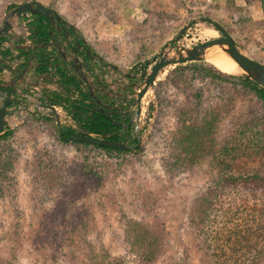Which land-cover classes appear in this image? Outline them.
<instances>
[{
  "label": "rangeland",
  "instance_id": "1",
  "mask_svg": "<svg viewBox=\"0 0 264 264\" xmlns=\"http://www.w3.org/2000/svg\"><path fill=\"white\" fill-rule=\"evenodd\" d=\"M21 1L0 0V24L6 12ZM38 1L54 3V9L79 26L97 53L138 77L151 67L152 63L146 62L197 16H208L220 23L248 56L264 64V0ZM187 34L181 39L183 45L221 35L203 21L193 24ZM24 63L32 65L31 60ZM174 67L160 75L144 96L143 101L147 98L137 124L143 137L139 151L132 150L134 147L116 152L62 144L48 122L47 117L55 121L48 108L43 113L33 110L38 121L28 117L14 128L11 142L6 147L0 145V166L7 163L0 174V264H83L84 245L78 238L74 241L72 234L75 222L82 220V212L89 220L85 240L91 249L121 257L127 264H140L130 251L126 227L136 220L167 232L166 251L156 264H170L172 260L202 264L195 249L189 252L188 259L183 252L184 244L190 240L186 212L195 193L208 184L216 169L204 161L191 172L170 177L164 171L162 156L166 154L165 136L176 125V105H187L195 87L203 85L205 97L215 100L226 86L200 79L187 86L176 85L170 82L172 77L168 78ZM154 88L160 91L163 101L156 104L147 121L146 110L155 99ZM233 95V114L215 126L219 138L226 137L237 120L259 106L256 98L241 87ZM17 107L21 106H15L9 115ZM58 109L66 118L61 107ZM196 112L194 108L193 114ZM136 139L138 134L129 139L130 145ZM37 158L50 160L65 174L63 183L51 194L37 192L34 187ZM253 160H236L228 174L253 172L258 164ZM262 191L238 185L221 192L209 211L212 228L226 225L225 220L244 222L252 216L250 224L264 230V214L256 211V204L264 203ZM253 241L264 246V235ZM258 260L264 264V252Z\"/></svg>",
  "mask_w": 264,
  "mask_h": 264
},
{
  "label": "trees",
  "instance_id": "2",
  "mask_svg": "<svg viewBox=\"0 0 264 264\" xmlns=\"http://www.w3.org/2000/svg\"><path fill=\"white\" fill-rule=\"evenodd\" d=\"M26 1L31 0H22L21 2ZM48 6L57 8L54 3H49ZM21 22H24L28 37L32 38L34 43L39 42L43 36L48 35V19L42 14L24 13L19 18V23ZM203 22L210 25L209 22ZM8 39L13 40V48L18 54L24 56L23 62L16 68L19 71L29 58L30 50L15 46L25 41L19 35L10 33ZM4 40V37H0V58L10 61L13 58V51L9 47L1 45ZM38 50L43 55L44 48ZM54 62V60L46 59L44 65L39 66L36 72H45L47 64ZM7 66L10 67V65ZM56 70L63 79L64 91H42L39 100L43 103L61 107L62 111L65 112L66 121L62 125L64 135L70 136L82 132L112 133L111 138L113 140H122L126 133L120 126L113 124L110 119L90 106L88 103L89 96L80 87L77 79L60 66H57ZM169 77H172L170 82L176 85L187 86L193 80L200 79L214 84V86H226L220 89V93L217 94L215 100L205 97L207 95H205V89L202 88L203 85L195 87L196 91H193L192 98L187 105L181 102L176 105V107H179V112L176 117L175 128L165 136L166 154L162 156V165L168 176L175 177L181 173L191 172L204 161H207L216 169V172L208 179V184L195 193L186 212L190 240H188L189 244L183 246L185 257L188 259L189 252L195 249L196 252L200 253L202 264H260L258 255L264 252V246L255 244L253 239L254 237H262L264 230L258 229V225L250 224L252 216L244 222L225 220L226 225L214 230L211 225L212 220H209V211L213 202L227 188H235L239 185L251 187L254 190L259 189L262 191L264 189V87L243 75L223 72L205 60L176 65L170 71ZM158 85H161V83H158ZM239 87L256 98L259 103L258 109L255 107L247 111L235 122L234 130H231L226 137L219 138L215 134V126L222 122L226 116L233 114L235 103L232 106V102L236 101L233 92ZM72 88L78 93L79 98H72L74 93ZM8 91V86L0 85V107ZM154 95L155 99L149 103L146 110L145 118L147 121L153 116L156 104L163 101L157 88H154ZM12 105L13 103L9 107ZM194 108L197 110L195 115L193 114ZM47 118L49 124L55 129L56 140L62 144L126 152L125 149L119 150L92 145L82 141L65 143L60 138L55 121L52 118ZM33 119L38 121L35 118ZM67 119H70V122ZM40 120H43V118ZM14 133L15 129L7 128L0 135V145L6 147L11 142ZM138 141L139 139H136L131 145L136 144ZM132 150L139 151L141 146H137ZM248 158L252 160L256 158L253 161L258 163L257 166H254L253 172L238 175L228 174L232 171V163H235L236 160H246ZM6 164V162L1 164L0 174ZM34 170V187L37 192L46 195L57 190L65 178V174L62 172L63 169L57 168L55 164L46 158H37ZM262 194L264 195V191H262ZM256 205V211L259 214H264V203ZM88 221L87 215L82 212V220H77L72 229L74 241L77 238L80 239L86 251L83 255V264H127L121 257H115L108 252H99L90 248L85 240L89 232ZM126 227L130 237V251L133 252L135 258L140 264H156L164 255L168 245L166 230L136 220L131 221ZM182 262L172 260L170 264H183Z\"/></svg>",
  "mask_w": 264,
  "mask_h": 264
},
{
  "label": "water",
  "instance_id": "3",
  "mask_svg": "<svg viewBox=\"0 0 264 264\" xmlns=\"http://www.w3.org/2000/svg\"><path fill=\"white\" fill-rule=\"evenodd\" d=\"M27 12L42 14L47 17L52 24H55L56 21H59L62 24L66 23V20L62 18V16L56 9L48 6L43 2L35 0L21 2L16 4L14 7L10 8L6 12L5 18L2 24H0V37L5 38L2 43L10 41V39H8V35L14 32L15 23L18 22L22 14ZM200 21L209 22L218 31H220L221 35L209 38L207 40L195 44L183 45L181 43V39L184 36H189V34H187L188 29L193 24ZM69 25L74 28V25ZM44 45L45 42L39 41L34 44H28L24 42L15 46L18 48L23 47L36 49ZM215 47L221 48L225 52V54L229 56L238 65V67L241 68V71L237 72L239 75H243L264 87V64L248 56L238 46L237 42L232 37V35L220 23L208 16H197L186 22L180 28L177 34L168 43H165L164 46L160 49V51L154 54L151 59L146 62V64L152 63L151 67L147 71H144L140 77L137 76V80L133 84L136 93L134 99V102L136 104V121H138L137 119H139L140 114L142 112V96L145 92H147L156 84V81L159 79L160 75L164 74L168 68L174 67L179 64L201 60L206 61L207 53ZM93 54L95 55L96 53ZM113 68L121 72V69L118 66L114 65ZM29 69L30 67L28 65H25L21 70L18 71V73H16L14 78L0 82V85H5L9 87L7 96L5 97L3 104L0 107V135L7 130V109L11 103L16 102L15 94L18 93L17 87L21 84V80L26 78V72ZM75 69L78 72V76L85 83L88 89V93L95 100V102L93 100L90 101L91 104H95L93 109L100 112L106 118L110 119L113 124L120 125L123 127H129L132 124V120L129 123L124 124L120 121H117L111 116V112L108 110V106L105 105L100 100V98L96 96L95 91L97 86L94 84L93 80L87 74V72L82 68V64L80 62H77ZM39 104L43 108H48L53 112L55 116V122L59 130L60 138L64 142L82 141L92 145H99L114 149L125 150L131 149L133 147L135 148L142 143L143 137L140 136V128L137 124L135 125L133 134H138L139 141L134 145L129 144V139L133 136V134L125 136L122 140H113L111 138L112 133L101 134L94 132H82L66 136L63 133L62 126L64 123L63 119L65 118L62 116L61 113L57 112L58 107L43 102H39ZM67 121L70 122V119H67Z\"/></svg>",
  "mask_w": 264,
  "mask_h": 264
},
{
  "label": "flooded vegetation",
  "instance_id": "4",
  "mask_svg": "<svg viewBox=\"0 0 264 264\" xmlns=\"http://www.w3.org/2000/svg\"><path fill=\"white\" fill-rule=\"evenodd\" d=\"M60 15L62 16V18H64L62 14ZM64 19L66 20V23L64 24L60 23L59 21H56L55 24H52L48 20V35L43 36L42 39L39 40L45 42V45L36 49L28 48L30 50L29 58H31V60L34 62V64L30 67L29 70H31V73L33 74H40L36 72L38 67L44 65L46 59L54 60V63L47 64V69L43 73H46L49 77L53 78L58 87L55 89L47 88L43 91H64L65 85L63 83V79L59 72L56 70V67L60 66L61 68L66 69L68 74H71L77 79L80 87H82V89H84L89 96L88 103L92 108H94L95 104H91L90 101L93 100L95 102V100L88 93V89L85 83L78 76V72L75 69L77 62H80L82 64V68L87 72L91 79L93 78V82L97 86L95 94L105 105L108 106V110L111 112V116L117 121H120L124 124H127L132 120V124L129 127H123L118 125L123 129L124 133H126L125 136L133 134L135 125L138 124V121H136L135 119L136 104L134 102V99L136 93L133 87H124V85L125 82L129 83L130 81L136 80V77H124L123 75H121V78L117 80L116 77L109 76V73L111 71L110 69L112 68L113 64L105 60L103 56H101L94 50L91 44L85 41L83 33L79 29L78 25L71 23L66 18ZM21 23H19V25ZM68 23L74 25V28H72ZM29 39L31 41V44H34L32 38ZM39 48H44L43 55L40 54L38 50ZM64 50H67L66 55L69 54V51L72 52V55L69 59L67 56H62L61 52H65ZM93 53L96 54L94 55ZM12 56L14 55L12 54ZM17 56L18 58L22 57V60L24 59L23 55L18 54ZM3 81L5 80L0 78V82ZM115 81H118L117 84L119 86L116 90L112 89V86L114 85L112 83H114ZM31 86V84L25 85L23 87V90L27 93H32L31 91H33L34 88H32ZM72 91H74V93L72 94V98H79V95L74 90V88H72ZM17 95L18 93L15 94V97H17ZM21 101L28 103V100L26 98H22ZM16 102H18L17 99ZM133 135L134 136L132 137L134 138L135 134Z\"/></svg>",
  "mask_w": 264,
  "mask_h": 264
},
{
  "label": "crops",
  "instance_id": "5",
  "mask_svg": "<svg viewBox=\"0 0 264 264\" xmlns=\"http://www.w3.org/2000/svg\"><path fill=\"white\" fill-rule=\"evenodd\" d=\"M64 17V16H63ZM19 21V20H18ZM19 22H16L15 23V26H14V34H17V35H19L20 36V34L18 33L19 32ZM83 36H84V38H85V41L86 42H88L89 44H90V41L88 40V38H86L85 37V35L83 34ZM92 46V45H91ZM61 50V49H60ZM65 51V50H64ZM61 54H62V56H67L68 57V59L70 58V56L72 55V52L71 51H69V54L68 55H66L67 54V50L65 51V52H61ZM31 60V58H28V60L27 61H30ZM31 64L33 65L34 64V62L31 60ZM7 65H10V61L9 60H7V59H5V58H0V78H2V77H4L6 74H7V70L9 69V74L11 75V76H9V79H11V78H14L15 77V75H16V73H18V71L15 69V67L13 68H10V67H8ZM32 65H29V67H31ZM114 66V65H113ZM121 69V68H120ZM113 70L115 71V73H116V77H117V80H119L120 78H121V75H123L124 77L126 76V77H136V80H137V76H138V74H135L134 72H126L124 69H121V72L120 71H118V70H116L115 68H113ZM17 71V72H16ZM118 74V75H117ZM7 77V76H6ZM136 80H134V81H130L129 83H127V82H125V85H124V87L125 86H129V87H133V84H134V82L136 81ZM21 84L20 85H18V87H17V90H18V95H17V97H16V99H17V101L18 102H13V105L12 106H10L9 107V109H8V111H7V114H6V116L7 115H9L10 113H12L13 112V108H15V106H17V105H19L22 101V98H26L25 96H26V93L27 92H25L24 90H23V87L25 86V85H32L31 87L32 88H34V91L37 93V95H36V97H35V99L34 100H32V97L29 99V98H26V99H28V103L29 104H27V103H25V106H23V107H21V108H19L18 107V110L20 111V115H21V117H22V122L26 119V118H35V119H37V117H36V115H37V113H43V112H46L47 111V109L46 108H43V107H41V108H36V106H34V104H35V101L36 100H38V102H41L40 100H39V95L41 94V92L44 90V89H49V88H51V89H55V88H57L58 87V85L56 84V82L54 81V79L53 78H51V77H49L46 73H40V74H33V73H31V70H29V71H27L26 72V78H24L23 80H21V82H20ZM23 83V84H22ZM112 83V82H111ZM118 81H115L114 83H112V84H114L113 86H112V89H114V90H116L119 86H118ZM31 88V89H32ZM134 88V87H133ZM24 105V104H23ZM29 105V107L30 108H26L27 106ZM17 110V109H16ZM15 110V111H16ZM32 110V111H31ZM33 110H36L37 111V113H36V115H33L32 113H33ZM62 114V113H61ZM62 116L64 117V114H62ZM65 118V117H64ZM63 121H66L65 119H63ZM19 125H21V124H19ZM18 125V126H19ZM17 126V127H18ZM8 127V126H7ZM9 128V127H8Z\"/></svg>",
  "mask_w": 264,
  "mask_h": 264
},
{
  "label": "built area",
  "instance_id": "6",
  "mask_svg": "<svg viewBox=\"0 0 264 264\" xmlns=\"http://www.w3.org/2000/svg\"><path fill=\"white\" fill-rule=\"evenodd\" d=\"M19 27V34H20V36L22 37V38H24V42H26V43H28V44H31V41H30V39L28 38V32L26 31V29H25V27H24V24H23V22L18 26ZM1 45L3 46V47H9L10 49H12V51H13V58L14 57H17V58H14V59H11L10 60V68H14L15 67V69L20 65V63L23 61L22 60V57H19L18 58V56H17V54H18V52L13 48V45H14V42H13V40H10L9 42H4V43H1ZM111 71H110V73H109V76H112V77H116V73H115V71L114 70H112V69H110ZM118 75V74H117ZM7 76V77H6ZM9 76H11L10 74H9V69L7 70V74L4 76V77H2L1 79H3V80H9ZM108 76V75H107ZM118 77V76H117ZM116 77V78H117ZM32 93H26V98H31L32 97V100H34L35 99V97H36V92L33 90V91H31ZM28 100V99H27ZM24 104V105H23ZM27 104H29V103H27ZM19 106H21V107H23V106H25V102L24 101H22L20 104H19ZM34 106H36V108H41L42 106H40V104H39V102H38V100H36L35 101V104H34ZM21 107H19V108H21ZM26 108H30L29 107V105L26 107ZM22 109V108H21ZM32 111V110H31ZM6 122H7V126L10 128V129H14L15 127H17L20 123H22V117H21V115H20V111L18 110V107H17V110L13 113V114H11V115H7V120H6Z\"/></svg>",
  "mask_w": 264,
  "mask_h": 264
},
{
  "label": "bare ground",
  "instance_id": "7",
  "mask_svg": "<svg viewBox=\"0 0 264 264\" xmlns=\"http://www.w3.org/2000/svg\"><path fill=\"white\" fill-rule=\"evenodd\" d=\"M206 61H209L216 68L226 73L233 74L241 71V68L238 67V65L229 56H227L225 52L219 47H215L207 53ZM148 93L149 90L145 92L142 96V105L146 102L147 97L145 98V101H143V99L145 95H148ZM57 112H59V109L57 110Z\"/></svg>",
  "mask_w": 264,
  "mask_h": 264
},
{
  "label": "clouds",
  "instance_id": "8",
  "mask_svg": "<svg viewBox=\"0 0 264 264\" xmlns=\"http://www.w3.org/2000/svg\"><path fill=\"white\" fill-rule=\"evenodd\" d=\"M8 128V127H7ZM141 132V131H140Z\"/></svg>",
  "mask_w": 264,
  "mask_h": 264
}]
</instances>
